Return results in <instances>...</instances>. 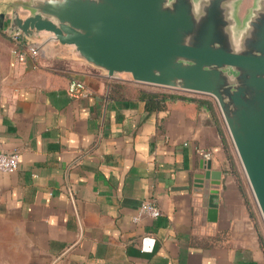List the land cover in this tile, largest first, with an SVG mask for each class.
<instances>
[{
  "label": "crops",
  "instance_id": "crops-1",
  "mask_svg": "<svg viewBox=\"0 0 264 264\" xmlns=\"http://www.w3.org/2000/svg\"><path fill=\"white\" fill-rule=\"evenodd\" d=\"M30 2L0 0V14L28 15ZM37 40L39 56L20 63L0 31V153L21 158L0 173V264H264V221L214 100L110 78L49 34ZM75 78L87 97L68 95ZM143 94L211 108L149 111ZM143 202L162 215L135 222Z\"/></svg>",
  "mask_w": 264,
  "mask_h": 264
},
{
  "label": "water",
  "instance_id": "water-1",
  "mask_svg": "<svg viewBox=\"0 0 264 264\" xmlns=\"http://www.w3.org/2000/svg\"><path fill=\"white\" fill-rule=\"evenodd\" d=\"M0 31L41 33L107 73L217 103L264 221V0H31ZM205 179L221 185L207 164ZM215 213L219 194L211 189Z\"/></svg>",
  "mask_w": 264,
  "mask_h": 264
},
{
  "label": "built area",
  "instance_id": "built-area-1",
  "mask_svg": "<svg viewBox=\"0 0 264 264\" xmlns=\"http://www.w3.org/2000/svg\"><path fill=\"white\" fill-rule=\"evenodd\" d=\"M2 33L12 40L13 53L18 62L25 63L27 59H36L39 56L40 51L34 46L23 44L19 37L10 36L6 31ZM67 93L70 97L79 99L87 97L90 92L83 81L75 78L69 82ZM20 161L21 158L18 152L0 153V173L11 174L16 172L19 169ZM138 210V215L134 217L135 222L140 221L142 218L157 219L162 215L161 209L153 202H143Z\"/></svg>",
  "mask_w": 264,
  "mask_h": 264
},
{
  "label": "trees",
  "instance_id": "trees-1",
  "mask_svg": "<svg viewBox=\"0 0 264 264\" xmlns=\"http://www.w3.org/2000/svg\"><path fill=\"white\" fill-rule=\"evenodd\" d=\"M143 98L146 101V108L149 111H162L167 108L169 103H183V104H196V105H208L211 108V104L207 101L189 98L185 96H179L174 94H143Z\"/></svg>",
  "mask_w": 264,
  "mask_h": 264
},
{
  "label": "rangeland",
  "instance_id": "rangeland-1",
  "mask_svg": "<svg viewBox=\"0 0 264 264\" xmlns=\"http://www.w3.org/2000/svg\"><path fill=\"white\" fill-rule=\"evenodd\" d=\"M184 93H186V94H188V95H191V96H193V97H199V98H207V97H209L210 99L214 100L212 97L207 96V95L195 94V93H187V92H184ZM214 101H215V100H214ZM216 104H217V103H216Z\"/></svg>",
  "mask_w": 264,
  "mask_h": 264
}]
</instances>
